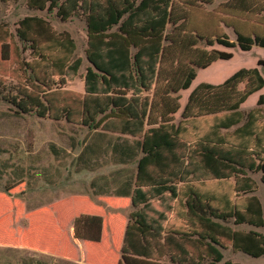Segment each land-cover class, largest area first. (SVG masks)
Returning a JSON list of instances; mask_svg holds the SVG:
<instances>
[{"label":"trees","instance_id":"16d2710c","mask_svg":"<svg viewBox=\"0 0 264 264\" xmlns=\"http://www.w3.org/2000/svg\"><path fill=\"white\" fill-rule=\"evenodd\" d=\"M212 2L26 0L29 8L54 11L62 20L83 16L89 62L83 93L61 88L75 79L82 63L80 57L74 58L77 46L68 33L56 32L46 18L26 15L15 32L20 48L0 25V87L5 76H26L17 93L6 97L16 112L64 118L101 135L142 137L133 183L125 187L134 210L124 227L122 254L156 262L168 258L170 264H218L229 245L234 252L264 255V234L227 223L264 225L261 203L251 194L255 182L247 173L261 171L264 183V163L257 162L254 143L259 140L260 110L253 108L247 114L240 110L251 94L264 87L260 71L264 60H258L260 68H241L222 83L198 84L174 123L179 91L190 87L196 70L231 57L227 51L202 48L201 42L243 51L254 45L264 48V31L247 33L230 25L235 34L230 39L189 27L190 7ZM227 6L239 14H259L264 0H229ZM26 50L29 60L21 58L20 52ZM14 56L18 64L13 68ZM257 103H264V94ZM232 127L230 132L221 131ZM100 141L85 149L97 153ZM119 149V160H126L125 148ZM102 224V216L81 213L72 221L73 237L98 242Z\"/></svg>","mask_w":264,"mask_h":264},{"label":"rangeland","instance_id":"374dc122","mask_svg":"<svg viewBox=\"0 0 264 264\" xmlns=\"http://www.w3.org/2000/svg\"><path fill=\"white\" fill-rule=\"evenodd\" d=\"M228 1L213 0L209 4L190 7L189 27L196 26L207 34H225L230 39H235L230 25L247 33L264 31V11L252 15L239 14L227 6ZM26 15L46 18L56 32L68 33L75 40L77 47L74 58L80 57L82 63L75 79L66 82L61 88L83 93L82 78L89 64L83 16L74 15L62 20L54 11L29 8L26 0H0V25L6 26L13 34L14 42L20 48L22 45L15 32L19 19ZM199 46L230 52L231 57L218 59L208 67L196 70V77L190 87L180 92L181 110L187 95L201 82L222 83L241 68H260L258 60H264V48L260 46L254 45L248 51L240 50L237 46L227 48L215 44L210 47L203 42ZM20 54L21 58H31L29 50ZM17 59L15 56L12 58L13 68L18 64ZM260 71L264 77V71L261 68ZM4 78L3 86L0 87V197L5 200L0 201V211L8 206L6 200L12 203L3 222L4 231L0 228V264H134L132 258L148 263L170 264L168 258L156 262L121 253L124 227L134 207L125 200L111 204L108 197L94 195L91 182L98 172L75 170L80 161L76 154L91 142L95 130L64 118L55 120L39 117L33 112L19 113L18 110L17 113V108L6 97L17 93L20 81L26 82V76ZM55 79L59 77L55 76ZM58 86L55 84L53 87ZM260 93H264V87L251 94L243 107L254 106ZM104 159L106 157L102 156L101 160ZM259 194L264 201V187ZM88 206H95L101 212V237L103 233L104 240L101 243L86 242L80 248L73 237L72 217L81 212H94ZM112 207L117 210H112ZM227 223L234 228L247 229L244 225H234L232 220ZM7 225L10 229H7ZM14 244L20 245V248H11ZM222 251L224 257L218 264L225 260L264 264L263 259L253 260L243 252H234L229 245Z\"/></svg>","mask_w":264,"mask_h":264},{"label":"crops","instance_id":"0c3cea01","mask_svg":"<svg viewBox=\"0 0 264 264\" xmlns=\"http://www.w3.org/2000/svg\"><path fill=\"white\" fill-rule=\"evenodd\" d=\"M89 65V64H88ZM87 65V66H88ZM86 66V67H87ZM188 89V88H187ZM185 90V89H184ZM182 91V90H181ZM179 91V94L180 92ZM260 91V90H259ZM264 93H260L259 96ZM189 95V94H188ZM187 95V98H188ZM258 96V98H259ZM181 98V94H180ZM179 98V99H180ZM187 98L185 100V103L187 101ZM258 98L256 99V103L254 106L245 108L243 107V104L240 106V110L247 114L251 109L253 108H259L260 110V116L258 119V123L261 124V127L258 131V141H254L255 143V149L256 152L259 154V158L257 159L258 161H261L264 163V103L258 105ZM180 104V102H179ZM180 111L177 112L175 115L174 123L176 124L179 119H180V112L181 108L179 109ZM234 129V127L229 128V129H222V132H230ZM95 135L93 137L89 136L91 142L88 143L87 145L93 146L96 144V140L100 139L103 141H100L101 148L97 151V153L92 152L90 149H82L80 152H78L77 159H79V164L77 167H75L76 171H83V170H90L92 172H98L94 176V180L91 182V186L93 188V194L99 197H108L110 200L111 204L114 203H121L122 201H126L129 203V205L132 206L130 197L126 195V184L133 183V179L136 174V169H137V164L138 160L142 155V152L139 149V140H142V137L140 136H133L129 134H118V133H113L109 132L107 134H99L97 131H95ZM255 135V134H254ZM86 145V146H87ZM119 147H124V155L125 159L124 161H120V152ZM105 156L106 159L101 160V157ZM98 160V162H97ZM101 160V161H99ZM105 167H110L109 169H105ZM248 175L254 180L255 186H254V191L251 193L255 195L262 206V211H263V220H264V201L262 200V197L259 194V191L264 187V183L261 181V171H247ZM117 191H122L123 193L118 195L116 192ZM5 199L0 197V201H4ZM8 203L7 207H3L2 210L0 211V220H2V224L0 225V228L2 229V232L5 229L4 226V221H5V216L6 212L10 209L9 204L12 203V201L6 200ZM113 202V203H112ZM92 211L94 212H81V213H88V214H96L101 216V212L92 206H88ZM113 208V209H112ZM111 209L116 211V207H112ZM132 210V209H131ZM75 214L73 215L72 219H74L75 216L81 214ZM8 223V222H7ZM9 224V223H8ZM239 225H244L247 226L245 228H242L241 230H249V229H254L256 231H259L260 233L264 234V225L261 227H254V226H249L247 224H239ZM7 229H10V226L7 225ZM72 229V228H71ZM239 229V228H238ZM124 232V231H123ZM104 240V236L102 233V237L100 241L94 242V243H101ZM75 241L78 243V246L80 248H83V244L86 242H93V241H88V240H78L75 239ZM11 248H20V245L14 244L11 246ZM109 250V247H107ZM248 255V254H247ZM250 256V255H249ZM253 260H261L263 259L264 262V255L260 257H252L250 256ZM243 264H246L244 262H240ZM11 264V263H8Z\"/></svg>","mask_w":264,"mask_h":264}]
</instances>
